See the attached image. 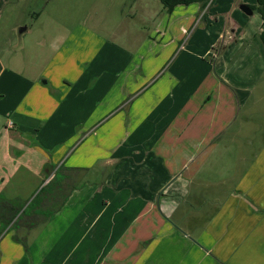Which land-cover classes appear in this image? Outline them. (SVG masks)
I'll use <instances>...</instances> for the list:
<instances>
[{
	"label": "crops",
	"instance_id": "crops-1",
	"mask_svg": "<svg viewBox=\"0 0 264 264\" xmlns=\"http://www.w3.org/2000/svg\"><path fill=\"white\" fill-rule=\"evenodd\" d=\"M245 1L135 0L122 20L146 34L85 47L59 29L30 83L0 64L17 80L0 264H264V24Z\"/></svg>",
	"mask_w": 264,
	"mask_h": 264
},
{
	"label": "rangeland",
	"instance_id": "rangeland-1",
	"mask_svg": "<svg viewBox=\"0 0 264 264\" xmlns=\"http://www.w3.org/2000/svg\"><path fill=\"white\" fill-rule=\"evenodd\" d=\"M150 1L154 6L162 5L159 0ZM224 1L230 2L231 0ZM132 2L135 0H11L7 2L0 8V46L3 48V52H0V64L4 67L2 72L4 71V74L22 72L23 77L20 79L30 83L24 77H30L37 71L35 67L38 64L32 59L36 56L35 54L44 50L40 46L37 49L34 48V42L41 40L50 43L52 39L56 41L59 29H64V31L70 29L64 33L71 34V39L84 42L96 39L99 35L106 40L115 41L117 37L122 36L128 30L139 35L146 34L148 32L146 28L141 29L137 26L140 24L137 23V19L134 20V23L129 22L130 19L122 20V16L126 18V14L130 11ZM245 3L242 5L249 6V3L255 5L256 0H246ZM133 7L135 6L133 5ZM243 14L245 13L243 12ZM256 14L258 18L260 15L258 12ZM245 15L248 18L246 16L244 18L254 20L252 16ZM27 26L31 27V32L22 35L17 33L15 38L13 37L14 29L20 28V32ZM20 38L26 44L24 50L18 46L15 47ZM90 43H83V46L86 47V44ZM54 46L56 49V43ZM109 50V44H103L101 51H103L102 55L106 57L103 64L107 67H109ZM86 51L87 57L92 55V52H89L92 51L90 47H87ZM16 81L15 78L6 75L0 81V88L9 87ZM1 92L2 90H0V95ZM9 117H14V115H3L0 111V136L4 134L3 130H6V121Z\"/></svg>",
	"mask_w": 264,
	"mask_h": 264
},
{
	"label": "trees",
	"instance_id": "trees-1",
	"mask_svg": "<svg viewBox=\"0 0 264 264\" xmlns=\"http://www.w3.org/2000/svg\"><path fill=\"white\" fill-rule=\"evenodd\" d=\"M163 6L167 9L169 13L173 12L174 8L179 5H190L193 3H201L203 7L207 5H212L216 0H159ZM253 11L258 12L263 20L264 24V0H256V4L249 6ZM261 38L264 42V33H262ZM42 192V191H40ZM25 212V211H24Z\"/></svg>",
	"mask_w": 264,
	"mask_h": 264
},
{
	"label": "water",
	"instance_id": "water-1",
	"mask_svg": "<svg viewBox=\"0 0 264 264\" xmlns=\"http://www.w3.org/2000/svg\"><path fill=\"white\" fill-rule=\"evenodd\" d=\"M240 9L243 11V12H245L246 14H248V15H252L253 14V10L249 7V6H247V5H242L241 7H240ZM24 31V28H22L21 30H20V32H23Z\"/></svg>",
	"mask_w": 264,
	"mask_h": 264
},
{
	"label": "built area",
	"instance_id": "built-area-1",
	"mask_svg": "<svg viewBox=\"0 0 264 264\" xmlns=\"http://www.w3.org/2000/svg\"><path fill=\"white\" fill-rule=\"evenodd\" d=\"M11 125H13V124L11 123Z\"/></svg>",
	"mask_w": 264,
	"mask_h": 264
}]
</instances>
